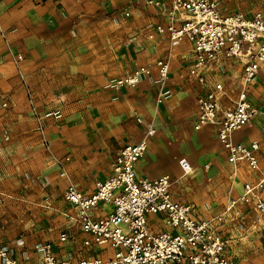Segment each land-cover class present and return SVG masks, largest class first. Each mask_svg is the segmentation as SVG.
<instances>
[{
  "label": "crops",
  "instance_id": "crops-1",
  "mask_svg": "<svg viewBox=\"0 0 264 264\" xmlns=\"http://www.w3.org/2000/svg\"><path fill=\"white\" fill-rule=\"evenodd\" d=\"M125 2L0 0V249L19 264L39 263L36 248L47 241L55 244L59 257L74 262L111 255L110 248L83 244L86 235L67 217L76 216L77 210L63 199V191L69 183L85 193L94 191L96 183L111 174L113 159L122 146L113 147L103 133L105 126L99 120H107L110 114L105 105H98L106 103L98 97L103 84L134 67L133 52L125 49L119 53L112 34L119 24L108 16L109 11ZM136 10L132 26L140 31L127 36L123 32L122 37L141 46L138 52H158L155 60L171 58L172 54L165 51L169 48L164 49V45L170 46L167 39L156 35L153 44L144 32L145 24H156L161 17L149 6L144 10L136 5ZM182 45L174 48L176 59L184 57L189 63L190 46L187 42ZM22 52L27 61L16 64L13 57ZM146 57L145 52L137 54V58ZM18 68L32 91L37 111L43 114L69 105L65 117L45 119L40 127ZM235 70L239 73L238 68ZM260 112L250 127L233 134L235 142L261 143L260 170L252 172L242 165L235 177L227 161L231 196L223 210L202 214L224 212L246 181L256 182L264 176V115ZM94 121L101 128L96 129ZM65 157L70 158L65 165L69 180L60 175L56 164L57 159ZM141 160L136 166L137 175L155 176L143 169L145 160ZM107 210L108 206L101 207L94 214ZM225 215L228 217H224L221 230L230 254L245 264H264V213L238 203ZM62 232L69 235L65 242L59 241ZM0 264L4 263L0 260Z\"/></svg>",
  "mask_w": 264,
  "mask_h": 264
},
{
  "label": "built area",
  "instance_id": "built-area-1",
  "mask_svg": "<svg viewBox=\"0 0 264 264\" xmlns=\"http://www.w3.org/2000/svg\"><path fill=\"white\" fill-rule=\"evenodd\" d=\"M147 4L161 17L149 26L150 39L160 35L171 44L187 42L190 46L188 76L200 87L195 129L214 127L233 176L238 177L242 165L249 171H259L260 142H235L233 134L257 113L248 93L264 67V11L225 12L217 0H147ZM21 59L15 57L16 64ZM152 67L161 83L158 98L161 101L170 72L166 57L157 58L152 66H139L117 79L114 86L133 87L151 73ZM235 68L239 70L236 90L226 82V72ZM19 74L25 83L20 70ZM27 94L41 128L45 119H62L60 109L40 114L28 87ZM152 133L148 130L139 141L122 145L113 159L111 174L97 182L91 193L72 183L63 191V199L77 210L76 216L67 217L86 235L83 244L110 248L111 255L74 262L59 257L55 244L47 241L36 248L40 262L32 264H245L230 254L221 227L225 212L239 202L253 200L257 210L264 213V176L256 182L246 181L239 196L230 201L224 212L207 216L194 204L174 198L169 175L157 178L137 175L136 166L147 151ZM69 160L65 157L56 161L60 175L67 180L65 165ZM179 166L183 175L192 171L186 158L179 160ZM105 206L107 211L94 214ZM68 238L62 232L59 241ZM0 260L4 264H19L4 249H0Z\"/></svg>",
  "mask_w": 264,
  "mask_h": 264
},
{
  "label": "rangeland",
  "instance_id": "rangeland-1",
  "mask_svg": "<svg viewBox=\"0 0 264 264\" xmlns=\"http://www.w3.org/2000/svg\"><path fill=\"white\" fill-rule=\"evenodd\" d=\"M217 1L225 12L239 11L252 14L259 10L264 11V0ZM136 5L144 10L148 7L147 0H126L125 5L115 7L112 9L113 11L108 12V16H111L115 23L119 24L117 29L112 30V34H115L114 37L116 38L114 43L118 44L119 53L127 49L128 52H133L131 53L133 56L135 55L134 59H132L133 57L131 58L133 60V69L120 75L119 78L131 74L139 66L148 64L152 66L155 58L160 55L150 49L138 52V44H134V41L128 43L127 37H122L124 36L123 32L127 36L135 31H140V29L132 26V22L138 15ZM150 25L145 24L144 28L146 30L144 31L142 27L141 31L145 32L149 41L156 44L148 36ZM124 27H126V30H124ZM135 37L130 36L129 39ZM148 44L146 43L147 46ZM168 44L170 46L164 45V49L169 48L165 51L170 55L172 54V56L171 58L166 57L170 62V72L168 79L163 85L164 95L162 100L159 101L158 99L161 83L157 80L158 75L154 67H152L148 76L144 77L140 83L133 87L122 86L116 88L114 82L119 78H114L103 84L101 95L98 97L100 99L102 97L106 101V103H99L98 105H105L106 110L110 114L107 120L99 121L103 127L105 126L103 133L109 137V141L113 142L112 146L116 148L129 142H137L146 135L148 130H152L153 133L149 136L147 151L142 160H145L143 169L155 176H148L145 173L140 175L149 178H157L165 174L169 175L172 180V194L176 200L194 204L200 213L217 212L224 209L231 196L230 174L226 154L212 125L195 129L194 122L198 113L197 95L200 87L188 76L189 63L186 58L176 59L177 54L174 48L176 45L182 44ZM143 52L147 53V57L144 59L137 58V54ZM18 56L22 58L18 63L22 60L27 61L24 52L15 55V57ZM263 73L264 67L259 72L254 85L248 93L249 101L257 110L255 116L261 113L260 109L263 111L262 115H264ZM21 80H23L22 76ZM226 82L236 90L239 87L238 72L234 71V69L227 71ZM23 84L27 92L28 86L26 82ZM30 96L32 98L31 90ZM29 100L31 101L30 97ZM33 100L34 98H32ZM56 105H59V103H55ZM63 106L67 107L60 109L65 117V113L70 110L68 109L69 105ZM76 106H81V104ZM84 107H88V105H84ZM253 119L237 131L250 127ZM93 123H95L94 127L96 129L101 128L99 122L97 125L95 121ZM97 133L100 134L99 131ZM240 134L244 136L247 133H243L244 135ZM45 146L48 148L49 144L45 143ZM181 158H186L190 161L193 167L192 172L183 175L179 166ZM241 204L248 205L258 211L253 200L241 202ZM231 210L228 213H231Z\"/></svg>",
  "mask_w": 264,
  "mask_h": 264
},
{
  "label": "bare ground",
  "instance_id": "bare-ground-1",
  "mask_svg": "<svg viewBox=\"0 0 264 264\" xmlns=\"http://www.w3.org/2000/svg\"><path fill=\"white\" fill-rule=\"evenodd\" d=\"M192 169H193V167H192ZM192 172V171H191Z\"/></svg>",
  "mask_w": 264,
  "mask_h": 264
}]
</instances>
